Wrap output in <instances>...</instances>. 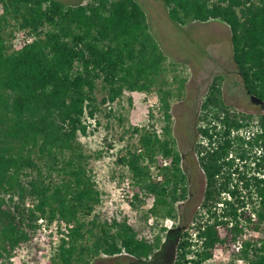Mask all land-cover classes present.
<instances>
[{"label": "trees", "instance_id": "1", "mask_svg": "<svg viewBox=\"0 0 264 264\" xmlns=\"http://www.w3.org/2000/svg\"><path fill=\"white\" fill-rule=\"evenodd\" d=\"M162 1L179 25H227L245 90L264 103V0ZM21 32L31 41L15 49ZM166 61L136 0H0V263L32 244L42 219L67 231L56 247L50 244L49 264L103 257L133 264L161 252L166 230L151 233L141 210L176 218L190 191L173 137L176 93ZM221 82L202 103L194 147L206 178L204 215L195 237L176 236L174 264H205L236 251L243 264H264V115L233 111ZM99 84L106 93L100 102ZM126 91H156L165 125L162 133L134 128L138 146L118 160L133 175L125 200L133 221L123 210L102 219L95 214L102 196L93 156L79 137L88 121L98 124L101 105ZM246 130L250 138L241 135Z\"/></svg>", "mask_w": 264, "mask_h": 264}, {"label": "rangeland", "instance_id": "2", "mask_svg": "<svg viewBox=\"0 0 264 264\" xmlns=\"http://www.w3.org/2000/svg\"><path fill=\"white\" fill-rule=\"evenodd\" d=\"M60 1L67 5H86L93 0ZM136 1L145 10L150 31L167 59L165 67L169 88L176 93L172 101L173 137L182 156V168L188 178L190 191L189 199L176 205V218L154 216L149 214V206L142 208V214L149 215L148 228L151 233L158 234L166 230L163 233L165 245L149 261L133 264H174L176 236L180 232H187L195 237V227L202 222L201 215H204L206 178L194 147L200 141L197 131L201 106L211 86L216 80H222L224 102L237 113L256 117L264 115V103L245 90L234 61L231 32L227 25L219 21L179 25L169 18L168 9L162 0ZM29 40L30 36L21 32L14 40V48H21ZM183 81L184 87L180 90ZM105 95L99 84L96 91L98 101ZM97 122L88 121V133L79 137L85 151L93 156L90 169L102 196V203L95 214L104 219L123 210L133 221L134 213L125 201L133 175L118 160L138 146V135L133 136L134 128L150 126L162 133L165 123L158 93L126 91L117 102L100 106ZM38 225L32 244L20 249L16 257L0 264H49L53 255L50 244L56 247L67 231L65 225L60 226L57 221L50 224L42 219ZM39 250L43 251L40 255ZM124 261L129 263L128 260ZM116 262L103 257L93 264ZM243 263L236 251L235 256L219 253L205 264Z\"/></svg>", "mask_w": 264, "mask_h": 264}, {"label": "built area", "instance_id": "3", "mask_svg": "<svg viewBox=\"0 0 264 264\" xmlns=\"http://www.w3.org/2000/svg\"><path fill=\"white\" fill-rule=\"evenodd\" d=\"M29 41H31V39L29 40ZM28 41V42H29ZM241 135H244V136H246L247 138H250L251 137V135H252V133L249 131V130H246L245 132H241ZM261 151H264V149H262Z\"/></svg>", "mask_w": 264, "mask_h": 264}]
</instances>
